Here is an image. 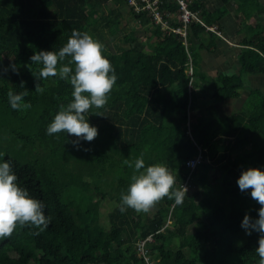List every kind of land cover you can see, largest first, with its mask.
Listing matches in <instances>:
<instances>
[{"label": "trees", "instance_id": "trees-1", "mask_svg": "<svg viewBox=\"0 0 264 264\" xmlns=\"http://www.w3.org/2000/svg\"><path fill=\"white\" fill-rule=\"evenodd\" d=\"M1 1L0 163H11L18 184L43 202L51 222L39 235L34 227H18L0 240V264H147L138 244L149 236V255L158 264H258L259 234L247 235L241 223L246 214L258 218L260 205L250 190L240 191L237 180L248 168L264 171V93L250 89L241 110L221 116L200 99L197 87L202 79L209 86L204 91L227 101L240 96L246 75H264V25L257 23L253 37L245 40L239 73L208 80L197 69L195 50L206 46L207 35H217L199 22L189 27L186 44L181 34L157 23L149 9L136 10L129 0H35V9ZM235 1L247 19L264 13L258 0ZM189 6L203 11L210 26L220 27L226 13L225 8L208 11L197 0ZM178 8L173 0L159 5L171 27L181 25ZM126 14L142 31L152 29V50L135 44V28L123 33ZM73 30L89 33L104 46L117 76L105 108L88 114L98 136L80 141V150L74 136L47 134L59 105L71 99V85L50 77L39 81L45 91L37 93L33 74L42 66L30 65L35 53L63 47ZM118 34L127 47L115 42ZM190 58L195 67L188 75ZM9 90H27L25 102L32 107L13 110ZM141 154L145 166H167L177 189L199 185L200 191H187L182 205L165 198L148 213L128 209L122 214L120 196L133 172L124 160L134 162ZM199 155L202 160L192 170L187 161ZM105 200L111 202L109 209ZM191 225L195 232L189 234Z\"/></svg>", "mask_w": 264, "mask_h": 264}, {"label": "clouds", "instance_id": "clouds-1", "mask_svg": "<svg viewBox=\"0 0 264 264\" xmlns=\"http://www.w3.org/2000/svg\"><path fill=\"white\" fill-rule=\"evenodd\" d=\"M168 28L173 27L168 24ZM103 47L89 33L73 30L67 43L58 51H39L30 57V65L42 66L33 74L37 80L35 92L43 94L45 89L39 81L50 77H58L71 85V99L59 105V111L47 127V134L63 132L74 136L76 139L72 143L77 150H80V141L92 142L97 138L98 129L90 125L88 114L93 108H105L117 81L115 69L104 56ZM10 67L19 74L15 64ZM28 95L27 90L18 94L9 90L7 97L11 108L21 112L30 109L31 103L25 102ZM95 115L103 116L99 112ZM124 164L133 172L126 192L120 196L119 211L122 214L128 209L148 213L165 198L174 200L176 205L183 204L188 189L184 185L178 189L175 187L176 177L167 166H145L143 154L134 162L125 159ZM237 184L241 192L250 190L251 198L260 205L258 218L246 214L241 227L247 235L259 234L255 252L259 257L258 264H264V171L248 168L242 171ZM44 209L41 200L30 196L28 190L18 184L11 163H0V240L10 237L18 227H34L38 230L34 234L39 235L51 222Z\"/></svg>", "mask_w": 264, "mask_h": 264}, {"label": "crops", "instance_id": "crops-1", "mask_svg": "<svg viewBox=\"0 0 264 264\" xmlns=\"http://www.w3.org/2000/svg\"><path fill=\"white\" fill-rule=\"evenodd\" d=\"M35 0H2L1 3H11L17 6H24V7H37L32 3ZM189 4L193 0H187ZM204 4L205 8L208 11H216L222 8H225L226 13L219 20V25H207L205 21L202 19L204 16L203 11H195L198 12L200 15L202 22L200 24L206 26V28L210 31L216 33L217 37L213 39V36H206L205 38V45L204 47H199L196 49V55L198 61V70H200L204 75L205 78L208 80L216 79L222 73L225 74H235L239 73L240 71V63H239V55L243 51L245 47H247L244 43L245 40H249L253 37L255 32L257 31L256 24H263L264 25V13L262 14H255L250 18L247 19L237 10V2L235 0H230L229 2L225 3L224 0H197ZM262 6H264V0H258ZM38 8V7H37ZM179 10V8H178ZM175 16L178 18V11L175 13ZM180 21V20H179ZM198 22V21H195ZM209 27L215 28L209 29ZM189 33V29L187 31V35ZM204 36V37H205ZM186 44H189L186 40H184ZM207 45L209 47H207ZM194 61L193 58H190V63L187 69V74H191L190 72L194 71ZM246 87L240 90V96L227 100V101H219L211 96V91H204L203 88H209L207 82H202L199 80L197 91L200 99L203 101L206 100L211 102L212 109L217 110L221 116L230 115L231 111L241 110L245 103L250 96V89L258 90L260 89L264 93V75L263 74H253V75H246L244 77ZM207 92V93H206ZM220 104V106H219ZM224 113H223V111ZM202 160V159H201Z\"/></svg>", "mask_w": 264, "mask_h": 264}, {"label": "built area", "instance_id": "built-area-1", "mask_svg": "<svg viewBox=\"0 0 264 264\" xmlns=\"http://www.w3.org/2000/svg\"><path fill=\"white\" fill-rule=\"evenodd\" d=\"M129 1L130 4L135 6L136 10L149 9L153 13L156 22L161 23L163 27L168 28V24H169L168 21L163 19L162 14L159 11V5L162 2V0H129ZM173 1H177L179 4L178 18L181 22V25L173 27L172 30L176 33L181 34L184 37V40H186L187 31L191 26V24L195 21L202 22V19L198 14V12H195L190 8L189 2L187 0H173ZM209 29L215 30V28L212 27H209ZM190 73L192 74V72ZM201 159L202 156L199 155L194 159L188 160L187 165L193 170L199 164ZM152 240H153L152 236H149L145 240H141L138 244V251L146 258L147 264H158L157 262L151 260L149 255V250L147 248V242Z\"/></svg>", "mask_w": 264, "mask_h": 264}, {"label": "rangeland", "instance_id": "rangeland-1", "mask_svg": "<svg viewBox=\"0 0 264 264\" xmlns=\"http://www.w3.org/2000/svg\"><path fill=\"white\" fill-rule=\"evenodd\" d=\"M135 28V31L137 32L138 34V37L136 39V42L135 44L143 49H146V50H152L153 49V46L151 45L152 41L155 40V37L153 36L154 34H152V29L150 30L148 27L147 28H144L143 31L145 33H143V31L141 30V28L137 27L136 24L133 22V19L132 17L128 14L125 15V24L123 26V33H129L131 30H133ZM167 29V28H166ZM115 42L116 43H119L120 45H122L123 47H127V42H125L123 40V34H118L115 38ZM153 44V43H152ZM118 48H116L117 50ZM118 51V50H117ZM210 92V91H209ZM220 106V104H219ZM223 111V110H222ZM232 113L234 111H231ZM224 113V111H223ZM231 114V113H230ZM261 142V141H260ZM264 142V140L262 141ZM255 143H259L258 140L255 142ZM187 189L190 193H192L193 191L194 192H199L200 191V187L199 185H194V186H187ZM104 207L106 209H109L111 207V202L109 200H105L104 202ZM102 215H103V219L104 220H108V216H107V213L106 211H102ZM195 232V227L193 225L189 226L188 228V233L189 234H192Z\"/></svg>", "mask_w": 264, "mask_h": 264}]
</instances>
